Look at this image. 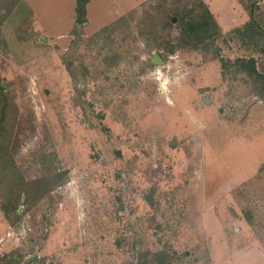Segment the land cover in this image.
Instances as JSON below:
<instances>
[{"label":"rangeland","instance_id":"obj_1","mask_svg":"<svg viewBox=\"0 0 264 264\" xmlns=\"http://www.w3.org/2000/svg\"><path fill=\"white\" fill-rule=\"evenodd\" d=\"M14 1L0 0V264H264V101L238 62L264 72V0L208 36L189 29L202 0L1 24Z\"/></svg>","mask_w":264,"mask_h":264},{"label":"crops","instance_id":"obj_2","mask_svg":"<svg viewBox=\"0 0 264 264\" xmlns=\"http://www.w3.org/2000/svg\"><path fill=\"white\" fill-rule=\"evenodd\" d=\"M92 1L93 0H88L84 3L83 16L87 18V21L85 23L90 22V18L87 17L86 13L87 7L92 4ZM138 1L139 0H125V4L122 6L130 5L129 9H131L137 5ZM202 1L205 3L218 24H220L224 30H226V28L223 27V24H233V26H236L237 24L247 23L250 19V12L248 9L251 10L254 4V1L251 5L247 4L243 0ZM131 2L133 3L130 4ZM79 4L80 2L78 0H67L65 4L63 0H17L16 5L12 8L11 12L5 17L4 21L1 24H44L46 22L45 20L47 18L48 12H50L51 9H53L54 7H64V5H66L70 10L69 24H74L77 22V18L79 16ZM124 10L125 9H117L116 14H119ZM44 12L46 13L44 14ZM5 25L2 27L5 28ZM262 100L264 101V98Z\"/></svg>","mask_w":264,"mask_h":264},{"label":"trees","instance_id":"obj_3","mask_svg":"<svg viewBox=\"0 0 264 264\" xmlns=\"http://www.w3.org/2000/svg\"><path fill=\"white\" fill-rule=\"evenodd\" d=\"M80 3H85L88 0H78ZM17 0H15L12 3V8L16 5ZM204 3V2H203ZM205 5V4H204ZM208 9V8H207ZM11 12V10L8 12V14ZM6 17V16H5ZM5 17L3 19H5ZM189 29L192 32H195V30H203L205 32V36H208L210 32L216 31L218 29V24L216 23L212 13L210 10H208L207 15L201 20V23L194 26L192 24H189ZM201 37V36H199ZM204 39V37H201ZM174 50H172L173 52ZM240 63L241 70L245 71L252 79H253V85L255 89V94L259 96L260 98H264V72H261L256 69V59L250 58V59H240L238 61Z\"/></svg>","mask_w":264,"mask_h":264},{"label":"clouds","instance_id":"obj_4","mask_svg":"<svg viewBox=\"0 0 264 264\" xmlns=\"http://www.w3.org/2000/svg\"><path fill=\"white\" fill-rule=\"evenodd\" d=\"M150 75L154 77L155 80L158 82V91L161 94L165 95V98L167 99V94L169 92V84L172 82L170 78L160 68H156ZM176 82L179 83V80H177ZM167 102L169 104L172 103L170 99H168Z\"/></svg>","mask_w":264,"mask_h":264},{"label":"water","instance_id":"obj_5","mask_svg":"<svg viewBox=\"0 0 264 264\" xmlns=\"http://www.w3.org/2000/svg\"><path fill=\"white\" fill-rule=\"evenodd\" d=\"M78 11H79V16L77 18L78 23H85L87 21V18H85L84 15V3H80L78 5ZM155 61L158 63H163L162 59L159 60V56L155 54Z\"/></svg>","mask_w":264,"mask_h":264}]
</instances>
